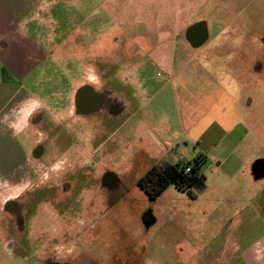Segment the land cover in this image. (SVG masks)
Segmentation results:
<instances>
[{"label": "crops", "instance_id": "1", "mask_svg": "<svg viewBox=\"0 0 264 264\" xmlns=\"http://www.w3.org/2000/svg\"><path fill=\"white\" fill-rule=\"evenodd\" d=\"M55 1L0 0V183L14 184L19 148L13 141H20L30 111H47V105L31 96L25 84L48 65L54 55L50 48L58 47L54 37H46L41 29ZM256 2L260 4L258 9H264V0L106 2L110 18L132 27L126 34L138 41L148 61L165 75L161 89L147 95L140 111L133 110L127 120L132 122L142 113L144 130L137 139L142 138L148 147L161 145L162 153L178 148L181 161H185V155L190 161L204 157L206 182V173L215 171L224 192L237 191L247 197L240 203L237 225L229 222L223 229L226 244L210 264H264V169L260 172L264 157L255 154L264 146L260 116L264 95L245 83L250 81L249 75H253L254 85L260 81L255 67H264L256 61L261 54L259 46L264 44V31L255 25L249 29L247 19L240 21ZM258 13L254 9L249 17L259 19ZM182 36L186 44L181 46L187 55L177 59V40ZM137 62L127 60L122 66L137 67ZM92 65L79 87L101 84V73ZM226 75L233 79V86L220 78ZM168 94L175 109L166 126L167 121L155 110L160 113L158 109L162 108L165 114ZM252 131L258 132L261 141H248ZM2 236L0 231V264H23L3 246Z\"/></svg>", "mask_w": 264, "mask_h": 264}, {"label": "rangeland", "instance_id": "2", "mask_svg": "<svg viewBox=\"0 0 264 264\" xmlns=\"http://www.w3.org/2000/svg\"><path fill=\"white\" fill-rule=\"evenodd\" d=\"M108 1L56 0L52 15L43 18L41 32L46 37L53 36L58 47L51 49L52 44L47 45L54 51L52 59L46 67L42 66L44 71L25 84L31 96L47 105L48 118L60 121L79 140L77 145L70 142L75 146L72 153L79 154L69 158L64 182L74 218L72 225L78 234L74 239L80 240V253L72 257V264H210L226 244L223 229L229 222L237 225L240 203L247 197L237 191L224 192L215 171L206 173V190L195 192V198L171 185L151 200L139 187V180L151 168L165 160L175 161L182 153L178 148L162 153L161 145L148 147L142 138L137 139L144 130L141 112L127 122L132 111L142 107L147 95L161 89L165 75L148 61L138 41L126 34L132 27L122 33L120 26L115 25L107 11ZM259 6V2L252 4L240 21L247 19L249 29L255 25L264 31V9ZM254 9L261 12L257 14L259 19L249 17ZM113 35L123 43H115ZM182 44H186L185 36L177 40V59L187 55ZM259 47L261 54L256 61L264 65V44ZM127 60L138 61L139 65L122 66ZM89 65L99 74L107 72L96 90L112 88L117 108L112 119L105 111L90 117L73 112V99ZM255 69L260 81L254 85L253 75H249L250 81L245 83L250 90L264 95V67ZM220 78L233 86L229 75ZM165 101V114L162 108L155 113L167 121V126L175 104L170 94ZM154 107L158 108L156 101ZM260 116L264 122V111ZM263 132L264 128L262 135ZM254 134L248 133V141H264L256 134L254 140ZM19 140L29 147L32 133L25 132ZM97 148L99 153L95 156ZM256 150L257 156L264 157V146ZM188 161L190 157L185 155L183 162ZM68 239L71 241L72 237ZM37 261L28 257L25 264Z\"/></svg>", "mask_w": 264, "mask_h": 264}, {"label": "flooded vegetation", "instance_id": "3", "mask_svg": "<svg viewBox=\"0 0 264 264\" xmlns=\"http://www.w3.org/2000/svg\"><path fill=\"white\" fill-rule=\"evenodd\" d=\"M113 21L122 32L129 28L122 22ZM114 42L123 43L117 37ZM104 74L100 75V86ZM96 85L85 83L78 88L73 99V112L80 117H90L105 111L112 119L113 111L117 110L112 88L108 86L101 92L96 90ZM45 113L40 108L30 111L25 125L28 130L22 131L23 134L32 133L29 147L21 141H13L19 148L15 156L18 160L14 172L16 178L13 185L0 183L2 244L21 258L23 264L28 257L38 259L37 264H72V257L79 256L80 240L74 239L78 234L72 225L74 218L64 182L68 177L69 158L79 154L72 153L75 146L70 142L77 145L79 140L60 121L49 119ZM64 137L67 138L65 141ZM98 153L97 148L94 155ZM141 179L138 185L148 196L140 186Z\"/></svg>", "mask_w": 264, "mask_h": 264}, {"label": "trees", "instance_id": "4", "mask_svg": "<svg viewBox=\"0 0 264 264\" xmlns=\"http://www.w3.org/2000/svg\"><path fill=\"white\" fill-rule=\"evenodd\" d=\"M204 157L193 161L173 163L162 161L151 168L141 179L140 186L151 199L158 198L169 186L173 185L181 191L188 192L194 198L195 192L206 190V176L203 174ZM190 168L187 172L186 169Z\"/></svg>", "mask_w": 264, "mask_h": 264}, {"label": "built area", "instance_id": "5", "mask_svg": "<svg viewBox=\"0 0 264 264\" xmlns=\"http://www.w3.org/2000/svg\"><path fill=\"white\" fill-rule=\"evenodd\" d=\"M175 162H176V163H180L181 160H180V159H177V160H175ZM186 171L189 172V171H190V168H187Z\"/></svg>", "mask_w": 264, "mask_h": 264}, {"label": "water", "instance_id": "6", "mask_svg": "<svg viewBox=\"0 0 264 264\" xmlns=\"http://www.w3.org/2000/svg\"><path fill=\"white\" fill-rule=\"evenodd\" d=\"M201 43H202V42H200V44H201ZM263 169H264V165H263V167L260 169V172L263 171Z\"/></svg>", "mask_w": 264, "mask_h": 264}]
</instances>
